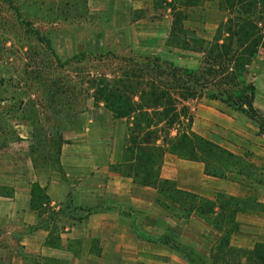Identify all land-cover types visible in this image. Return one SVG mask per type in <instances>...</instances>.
<instances>
[{"label":"crops","instance_id":"obj_1","mask_svg":"<svg viewBox=\"0 0 264 264\" xmlns=\"http://www.w3.org/2000/svg\"><path fill=\"white\" fill-rule=\"evenodd\" d=\"M244 77L264 116V62H250ZM103 103L79 112L57 158L38 154L24 120L9 135L0 107V264H195L180 246L211 259L204 246L214 234L228 247L263 246L258 122L206 95L189 98L172 124L143 122L154 109L140 95L126 110ZM168 186L197 199L189 218L169 213Z\"/></svg>","mask_w":264,"mask_h":264},{"label":"rangeland","instance_id":"obj_2","mask_svg":"<svg viewBox=\"0 0 264 264\" xmlns=\"http://www.w3.org/2000/svg\"><path fill=\"white\" fill-rule=\"evenodd\" d=\"M256 58L264 62V0H0L2 123L11 136L17 120L33 125L40 156L57 158L64 133L97 100L126 110L140 95L154 109L143 122L172 124L191 96H230L232 77ZM205 146L211 158L215 149ZM164 197L184 218L199 204L169 186ZM209 238L211 259L196 258L192 245L180 249L195 264H264V244Z\"/></svg>","mask_w":264,"mask_h":264},{"label":"trees","instance_id":"obj_3","mask_svg":"<svg viewBox=\"0 0 264 264\" xmlns=\"http://www.w3.org/2000/svg\"><path fill=\"white\" fill-rule=\"evenodd\" d=\"M249 64L250 62L247 64V66ZM246 68L242 72L240 70L237 74V77H232V79L230 80L231 81L230 85L234 88V90L231 93L229 92L230 96H226V98H220L218 95L210 93V98L215 100H220L221 102H224L233 109L246 114L248 117L258 122L261 127V132H264L262 130L264 127V116L259 114L253 108L252 105L254 93H255V87L252 83H249L244 77V72ZM185 73L190 75L191 71L185 70ZM193 82L198 83L199 81L198 79H195L193 80ZM189 98H193V96Z\"/></svg>","mask_w":264,"mask_h":264}]
</instances>
